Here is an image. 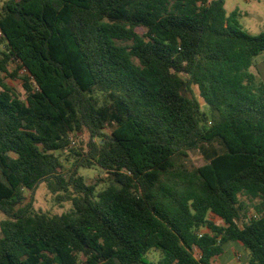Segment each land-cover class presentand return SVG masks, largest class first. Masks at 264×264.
<instances>
[{
	"label": "trees",
	"instance_id": "obj_1",
	"mask_svg": "<svg viewBox=\"0 0 264 264\" xmlns=\"http://www.w3.org/2000/svg\"><path fill=\"white\" fill-rule=\"evenodd\" d=\"M238 17L223 0H0V264H210L230 241L264 264V30ZM41 183L69 210H36Z\"/></svg>",
	"mask_w": 264,
	"mask_h": 264
},
{
	"label": "rangeland",
	"instance_id": "obj_2",
	"mask_svg": "<svg viewBox=\"0 0 264 264\" xmlns=\"http://www.w3.org/2000/svg\"><path fill=\"white\" fill-rule=\"evenodd\" d=\"M224 9L227 14L232 11L237 10L239 13L238 23L241 29L247 32L250 35H258L264 30V0H223ZM256 78L258 83L264 84V52L258 55L254 59V66L250 70ZM23 74V71L19 72ZM4 82L11 88L23 92L21 88V82L18 79H13L7 77L4 79ZM205 109V107L203 106ZM88 135L86 132L78 134L74 138L75 145L73 149L78 148L81 144H84L87 141ZM204 164L202 156L196 151L188 152V167H198ZM64 171L70 169L71 162H64ZM85 182L88 184H93L96 179L103 177V174L99 172L97 168L85 169L81 168L79 170ZM101 188V185L97 189ZM30 192H25V196L28 198ZM34 208L36 210H41L49 214L59 215L66 212L70 208L68 202L57 205L54 203L51 194L47 190L45 183H41L34 192ZM3 219V216L0 214V220ZM236 248L239 253L240 263L248 264L247 257L248 251L237 241H230L223 245V258H229L231 256V249ZM159 258V252L156 250H151L147 253L146 259L150 264H156Z\"/></svg>",
	"mask_w": 264,
	"mask_h": 264
},
{
	"label": "crops",
	"instance_id": "obj_3",
	"mask_svg": "<svg viewBox=\"0 0 264 264\" xmlns=\"http://www.w3.org/2000/svg\"><path fill=\"white\" fill-rule=\"evenodd\" d=\"M210 219L215 222L216 224H221V220L218 217L210 216ZM241 244V243H240ZM242 245V244H241ZM223 254V252H222ZM221 254V255H222ZM219 255L216 258H214L210 264H241L240 263V256L236 248L231 249V256L229 258H221L222 256ZM248 260V257H247Z\"/></svg>",
	"mask_w": 264,
	"mask_h": 264
},
{
	"label": "built area",
	"instance_id": "obj_4",
	"mask_svg": "<svg viewBox=\"0 0 264 264\" xmlns=\"http://www.w3.org/2000/svg\"><path fill=\"white\" fill-rule=\"evenodd\" d=\"M72 144H74V142H72ZM251 216H252V217H256V216H257V214H256V213H254V212H252V213H251ZM195 256H196V257H199V255H198V253H197V252L195 253Z\"/></svg>",
	"mask_w": 264,
	"mask_h": 264
}]
</instances>
